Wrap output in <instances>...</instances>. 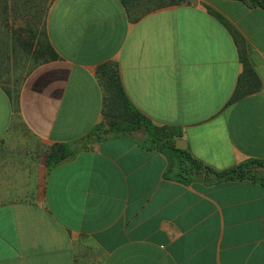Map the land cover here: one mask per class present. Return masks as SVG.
<instances>
[{"label": "crops", "instance_id": "obj_1", "mask_svg": "<svg viewBox=\"0 0 264 264\" xmlns=\"http://www.w3.org/2000/svg\"><path fill=\"white\" fill-rule=\"evenodd\" d=\"M141 10L52 0L43 24L56 57L19 77L15 103L0 83V264H264L262 182L170 178L142 131L46 167V147L107 127L96 70L108 62L132 105L203 164L264 159V8Z\"/></svg>", "mask_w": 264, "mask_h": 264}, {"label": "trees", "instance_id": "obj_2", "mask_svg": "<svg viewBox=\"0 0 264 264\" xmlns=\"http://www.w3.org/2000/svg\"><path fill=\"white\" fill-rule=\"evenodd\" d=\"M52 0H0V83L15 103L18 79L10 83L14 67L24 77L36 65L54 59L56 53L44 30V17ZM247 6L264 8V0H241ZM131 11L142 12L164 5L190 3L189 0H121ZM141 12V13H142ZM12 22V24H11ZM20 24L18 25L17 23ZM27 56L28 66L21 65ZM246 59L245 56L242 58ZM245 61V60H244ZM16 62V65L14 63ZM4 71V72H3ZM3 74L6 76L3 77ZM96 74L103 87L102 115L107 125H96L85 137L74 142L54 143L46 147L45 164L48 170L69 160L89 140L106 136L142 131L145 146L160 151L167 159L166 173L170 178L188 183L202 179L207 183L249 179L264 183V159L249 158L232 167L217 171L193 157L188 148L175 146L177 132L155 126L127 98L119 80L116 64L108 62L97 67Z\"/></svg>", "mask_w": 264, "mask_h": 264}, {"label": "rangeland", "instance_id": "obj_3", "mask_svg": "<svg viewBox=\"0 0 264 264\" xmlns=\"http://www.w3.org/2000/svg\"><path fill=\"white\" fill-rule=\"evenodd\" d=\"M17 23V22H16ZM11 24H12V22H11ZM18 25L20 24L19 22L17 23ZM16 65V62L14 63V65L13 66H15ZM21 65H23V63L21 62ZM17 66V65H16ZM16 66L14 67L15 69H14V71H13V73H11L10 75H9V78H10V83H13L14 82V79H17V78H19V71L16 69ZM4 72V71H3ZM4 76H6L5 74H3V77ZM5 144H6V142H5V140H1L0 141V155L3 153V154H6V152H8L9 150H8V148H7V146H5Z\"/></svg>", "mask_w": 264, "mask_h": 264}, {"label": "water", "instance_id": "obj_4", "mask_svg": "<svg viewBox=\"0 0 264 264\" xmlns=\"http://www.w3.org/2000/svg\"><path fill=\"white\" fill-rule=\"evenodd\" d=\"M191 3H193V4H195L196 2H197V0H189ZM176 147H178V148H185V146H186V142H185V140L184 139H181V138H179V139H177L176 140ZM261 169L262 170H264V168H262L261 167Z\"/></svg>", "mask_w": 264, "mask_h": 264}]
</instances>
